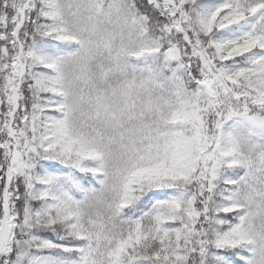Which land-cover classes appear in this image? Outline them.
<instances>
[{
  "label": "snow or ice",
  "instance_id": "6c2138e0",
  "mask_svg": "<svg viewBox=\"0 0 264 264\" xmlns=\"http://www.w3.org/2000/svg\"><path fill=\"white\" fill-rule=\"evenodd\" d=\"M0 264H264V0H0Z\"/></svg>",
  "mask_w": 264,
  "mask_h": 264
}]
</instances>
